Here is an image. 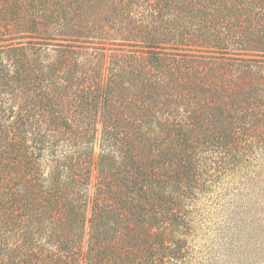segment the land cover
Returning <instances> with one entry per match:
<instances>
[{
  "label": "trees",
  "instance_id": "obj_1",
  "mask_svg": "<svg viewBox=\"0 0 264 264\" xmlns=\"http://www.w3.org/2000/svg\"><path fill=\"white\" fill-rule=\"evenodd\" d=\"M36 17L72 43L38 69L23 51L47 42L0 46V79L30 72L36 96L12 107L0 91V264L184 262L174 232L194 227L205 161L221 172L264 150V0H0V40L39 30ZM107 32L128 49L106 66L59 53ZM254 244L221 263L264 264V230Z\"/></svg>",
  "mask_w": 264,
  "mask_h": 264
},
{
  "label": "rangeland",
  "instance_id": "obj_2",
  "mask_svg": "<svg viewBox=\"0 0 264 264\" xmlns=\"http://www.w3.org/2000/svg\"><path fill=\"white\" fill-rule=\"evenodd\" d=\"M182 9L184 12V5H182ZM186 9L188 10V7ZM183 12L181 13L183 14ZM36 18L39 21L36 26L40 31L26 28L28 29L24 32L26 36H22V33H15L9 39L0 40V46L15 42L25 43L26 41L47 42L43 45L34 43L32 49H24L23 51L25 54L30 55L33 67L38 69L40 59L48 60L56 55L57 51L54 43L66 44L72 42L63 36L65 32L60 33L53 30L52 21H46V19L44 21L41 17ZM128 22L130 21L126 22L129 28L132 25ZM29 27H32V24ZM106 27L111 33V28L107 24ZM118 37L107 32L99 41H84L82 43L74 41V44L86 46L80 51L79 55H71L65 51L66 49L71 51L70 47L60 49L59 53H63L61 56L69 59L74 56L92 59L97 69H99L108 64L113 54L124 53L128 49V46L119 43L120 39ZM100 46L102 48H98ZM36 47H39V49ZM163 51L173 52L174 50L165 47ZM186 52L197 55H216V53L207 50H186ZM93 56L94 58H92ZM32 75L30 72L27 73L30 82H25V84L22 83L24 81L12 83L7 79L5 81L0 79V91L6 97L3 101L6 105L12 104V107H15L19 103L25 104L28 101L36 100L35 89H32L31 85ZM247 80H249L247 75L240 79L241 83ZM145 144L144 141H140L137 151L145 154L147 151ZM94 151L96 156L99 152L98 140L94 143ZM263 155L264 150L256 149L252 153L239 154L238 159L234 163L227 164L224 171L221 172L213 171L214 169L210 168V165L213 167V164L209 159L205 161L206 165L209 166L206 171L211 175L214 174V176L209 177L208 189L198 193L199 198L197 200L192 199L187 206L192 211L189 215L193 219L192 225L194 227L186 235L180 234L178 231L174 232L177 237L185 238L186 248L189 251L188 255L185 257L184 262H180L179 259H175L170 254L169 257L167 256L170 262L174 264H208L211 261L213 262L211 264H222L221 262H224L228 258L227 256H231V259L234 258L235 260L236 252L255 248L254 237L261 230H264V217L260 215V211L264 210V200H258L262 195H260V192L257 193V187L264 185V169L263 172L257 170L259 165L264 164V161L262 162ZM252 171L260 174L262 179L249 181L248 178L253 175ZM246 180L248 181L245 182ZM92 181H94V175ZM87 189L90 192L92 184ZM246 205H250L249 209L245 208ZM260 206H262V209ZM227 238H231V240L227 242ZM246 245L250 248H244ZM149 249L143 252V256L147 255ZM253 253L255 254L256 251H253Z\"/></svg>",
  "mask_w": 264,
  "mask_h": 264
}]
</instances>
